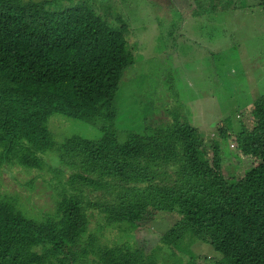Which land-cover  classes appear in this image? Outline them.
Wrapping results in <instances>:
<instances>
[{"label": "trees", "instance_id": "obj_1", "mask_svg": "<svg viewBox=\"0 0 264 264\" xmlns=\"http://www.w3.org/2000/svg\"><path fill=\"white\" fill-rule=\"evenodd\" d=\"M188 2L184 28H219L237 7L232 0ZM170 13L178 18L166 27H178L182 14ZM126 29L117 13L112 22L85 3L51 9L46 0H0V164L39 168L54 151L73 171L43 219L0 195V264H166L167 249L181 248L182 264H264V91L242 105L248 120L232 127L219 119L208 145L177 116L165 129L127 130L119 140L115 95L133 64ZM166 82L173 95V78ZM53 113L100 135L55 140L46 124ZM230 140L251 162L241 174L221 165ZM93 210L101 214L99 239L88 230ZM160 220L166 227L153 225ZM141 221L148 234L137 237ZM103 235L108 243L101 245ZM195 242L209 254H197Z\"/></svg>", "mask_w": 264, "mask_h": 264}, {"label": "rangeland", "instance_id": "obj_2", "mask_svg": "<svg viewBox=\"0 0 264 264\" xmlns=\"http://www.w3.org/2000/svg\"><path fill=\"white\" fill-rule=\"evenodd\" d=\"M232 2L237 7L223 17L224 22L219 28L212 24L195 29L184 28L193 8L188 0H46L51 9L85 3L103 18L113 22L117 13L119 22L125 21V39L133 64L124 69L115 95L119 140L124 138L127 130L165 129L177 120V116L176 122L187 117L186 120L197 126L199 137L206 145L217 135L219 119L229 118L227 124L232 127L237 126L239 119L248 120L249 110L243 112L242 105L264 91V4L261 0H249L248 5L246 0ZM172 8L183 17L179 24L175 23L178 27L171 28L166 25H173L178 18L175 13V18L171 15ZM167 77L173 78L170 93L173 95L166 90V83L170 85L166 82ZM46 124L55 140L70 134L91 139L100 135L94 126L59 113L51 114ZM224 146L220 151L223 171L226 174L243 173L250 166V160L239 155L232 140ZM54 153L43 154L39 168L0 164V195L16 198L29 216L43 219L52 215L57 192L73 172L57 163ZM93 213L88 230L99 239L101 214L96 210ZM147 223H136L139 225L133 233L137 237L140 230L148 234L147 229L142 228ZM149 225L151 223L146 227L150 231ZM153 225L166 227L163 220ZM99 243H108L105 235ZM194 247L201 256L210 252L205 244L195 242ZM181 250L182 253L167 249L166 264L185 262L181 256L186 253ZM154 255L152 253L150 257Z\"/></svg>", "mask_w": 264, "mask_h": 264}]
</instances>
